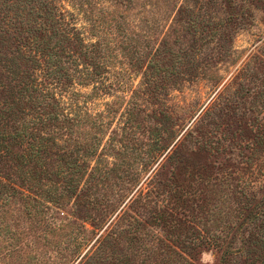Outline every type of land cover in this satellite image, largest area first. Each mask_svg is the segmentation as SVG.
<instances>
[{"label":"trees","instance_id":"trees-1","mask_svg":"<svg viewBox=\"0 0 264 264\" xmlns=\"http://www.w3.org/2000/svg\"><path fill=\"white\" fill-rule=\"evenodd\" d=\"M132 1L0 0V213L7 218L20 201V221L39 228L40 238L53 234L56 250L70 246L59 264H197L209 248L221 253V264H264V193L256 195L264 163L255 165L264 123L252 129L243 118L229 120L238 124L222 137L225 148L201 132L206 126L194 136L155 109L145 113L139 100L153 105L166 83L174 89L181 74L195 77L199 64L181 72L168 30L155 47L140 48L139 36L127 34ZM120 55L142 81L115 123L118 108L106 104L93 114L87 104L113 91L107 75L120 73L113 67ZM229 105H214L217 117L235 119ZM148 166L146 186L134 192ZM125 192L134 194L124 204ZM86 235L92 244L82 254Z\"/></svg>","mask_w":264,"mask_h":264},{"label":"rangeland","instance_id":"rangeland-1","mask_svg":"<svg viewBox=\"0 0 264 264\" xmlns=\"http://www.w3.org/2000/svg\"><path fill=\"white\" fill-rule=\"evenodd\" d=\"M3 1L5 0H1V2ZM131 7L132 10L129 13L131 27L127 34L139 36L137 45L140 48L146 44L150 48L155 47L157 35L159 37L160 34L163 35L168 30L169 46L173 52L180 54L181 72H185L186 66L193 67L192 63L196 66L199 64L198 74L195 77L191 78L186 74H181L175 90L172 82L166 83V89L162 91L158 100L153 102V105L146 106L144 102H141L142 100H139L138 103H142L145 113L150 112V109H155L156 113H162L164 116L176 120L174 122L177 125L176 131L180 129L183 133L188 129L194 132V136L198 134L202 126H206L201 129V132L203 134L209 132V135L214 136L213 139L218 140H222L224 136L226 139L230 138L238 124V122L232 124V120L243 118V121L248 122L247 124L252 129L263 125L264 0H133ZM179 8L183 13L178 15ZM67 9L71 10L68 6ZM187 18H190V21H197L196 30L189 26L191 23L190 21L188 23ZM141 20L147 22L139 25ZM80 26L82 25L79 22L78 27ZM186 30L188 32H185ZM153 33L155 34L152 38L144 37ZM175 40H178L179 44L173 45ZM131 45L134 46L133 41ZM222 48L228 50L226 56H221ZM179 49L183 52H180ZM181 54H184V57ZM209 58L216 60L206 62ZM138 59V57H132L131 61L135 63ZM129 61L126 56H119L113 67L120 73L115 76L112 73L107 75L108 81L115 84L113 91L105 95L101 94L96 100L88 103L87 108L90 113L101 112L106 104H112L113 108H118L114 119L116 123V119H119V114L126 107L133 91L138 89L142 81L141 71L135 70V67L130 68ZM171 63V60H168L167 66L169 67ZM126 69L128 72H125ZM90 89V87L84 89L78 86L72 88L80 94L90 93ZM247 92H249L248 95H246ZM259 92L260 97L256 98L255 95ZM71 98L73 101L75 98L80 105H83V99L80 96H71ZM231 101L232 105L229 106L235 108V119H229V116L225 117L222 114L217 117L214 105L218 107L222 103ZM203 110L204 112L201 114ZM207 110L209 114L203 116ZM139 114V120H144L145 125V121L148 119L144 117V112ZM254 121L255 124H249ZM240 124L243 125V123ZM262 134L264 135V132ZM146 138L144 136L139 139L142 143H146ZM226 144L225 141H221V145L225 148H227ZM234 153L237 151L234 150ZM244 153L246 155L248 151ZM261 155L263 159L256 157L258 164L255 165L264 163V154ZM218 159L216 162L221 161V155ZM151 171H149V166L143 169L139 176L140 182L134 192L139 186H146L144 181ZM261 171V177H259L260 175L256 177V186L259 188V191L256 190L258 198L264 193V170ZM134 192H125L128 196H126L124 204L128 202ZM113 193L115 195L117 193L115 188L107 190V198H111ZM124 204L119 205L116 213H112L111 219L123 208ZM229 204L231 207V201ZM11 209L13 212L7 218H4V215L0 213V264H59L64 258L66 261V257L70 256L68 254L70 246H67V243L56 250L54 246L56 239L53 238V234L48 233L46 237L40 238L39 228L35 225L31 227L26 219L20 221V201H14ZM107 225L108 223L99 234H102ZM85 228L91 230L89 224H85ZM146 231L152 234L153 229ZM83 235L80 234V236ZM91 238L92 235L84 237L82 254L91 246ZM16 240L18 243L15 242ZM220 258L219 251L209 248L199 256L200 261L197 264H221ZM76 263L77 261L74 262V264Z\"/></svg>","mask_w":264,"mask_h":264}]
</instances>
